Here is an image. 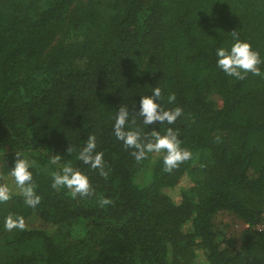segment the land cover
I'll list each match as a JSON object with an SVG mask.
<instances>
[{"label": "trees", "instance_id": "16d2710c", "mask_svg": "<svg viewBox=\"0 0 264 264\" xmlns=\"http://www.w3.org/2000/svg\"><path fill=\"white\" fill-rule=\"evenodd\" d=\"M234 30L264 58V0H0V183L24 153L41 197L0 204V264H264V75L216 67ZM155 86L193 152L171 173L112 133ZM88 135L106 176L76 159ZM57 154L92 195L51 187ZM9 213L26 228L4 230Z\"/></svg>", "mask_w": 264, "mask_h": 264}, {"label": "clouds", "instance_id": "9594fccd", "mask_svg": "<svg viewBox=\"0 0 264 264\" xmlns=\"http://www.w3.org/2000/svg\"><path fill=\"white\" fill-rule=\"evenodd\" d=\"M232 42L228 45L222 44L215 50L216 67L226 76L235 80H244L251 73L255 76L264 75L261 65L264 58L252 48V45L240 38L237 30L228 33ZM139 101L131 106L119 105L115 109L113 117L112 133L117 141L122 142L125 149H132L131 155L137 163L148 158L149 154L162 156L163 171L171 173L181 164L193 160V152L182 146L178 131L165 125H174L178 118L183 116L181 107L166 109L165 98L162 96V89L159 86L151 87L149 94L140 95ZM176 100L174 94L166 97L168 104ZM138 107V111L136 110ZM140 118L143 127L137 124ZM150 125L162 126L160 130ZM73 149L66 150L68 156ZM5 153L0 151V157ZM62 156L52 155L48 163L60 165ZM76 159L83 165L93 170H98L101 176H106L104 171V153L97 151V137L88 135L84 146L79 150ZM35 162L24 153L17 152L13 166L9 169L4 182L0 183V204L8 202L14 195H20L23 203L28 208H35L41 202V197L36 193V185L33 181L32 169ZM11 182H9V179ZM53 189H67L71 196L88 197L92 195V188L89 177L86 173L75 168L71 162L60 165L57 171L51 173ZM108 199H101V207L110 204ZM3 227L6 231L24 230L26 228L25 218L22 215L9 213L4 217Z\"/></svg>", "mask_w": 264, "mask_h": 264}, {"label": "rangeland", "instance_id": "374dc122", "mask_svg": "<svg viewBox=\"0 0 264 264\" xmlns=\"http://www.w3.org/2000/svg\"><path fill=\"white\" fill-rule=\"evenodd\" d=\"M223 222L225 224L232 225V222H234V221H232L230 218H226V219H224ZM38 224H39V222L38 223H35V225H38ZM235 229H237V227H235ZM230 231H231V229L228 230V232H230Z\"/></svg>", "mask_w": 264, "mask_h": 264}]
</instances>
